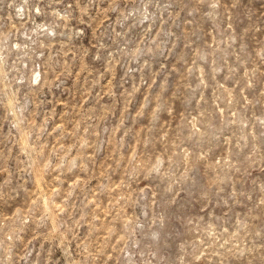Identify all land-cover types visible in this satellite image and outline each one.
I'll list each match as a JSON object with an SVG mask.
<instances>
[{
	"label": "rangeland",
	"instance_id": "obj_1",
	"mask_svg": "<svg viewBox=\"0 0 264 264\" xmlns=\"http://www.w3.org/2000/svg\"><path fill=\"white\" fill-rule=\"evenodd\" d=\"M0 264H264V0H0Z\"/></svg>",
	"mask_w": 264,
	"mask_h": 264
}]
</instances>
